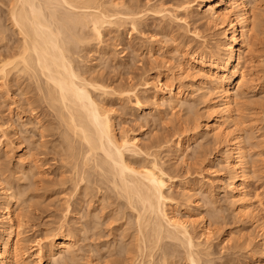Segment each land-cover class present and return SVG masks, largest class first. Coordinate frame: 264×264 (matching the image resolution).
Instances as JSON below:
<instances>
[{"label":"bare ground","instance_id":"obj_1","mask_svg":"<svg viewBox=\"0 0 264 264\" xmlns=\"http://www.w3.org/2000/svg\"><path fill=\"white\" fill-rule=\"evenodd\" d=\"M130 1L131 0H0L1 9L4 7L3 10H0V41L3 43L0 44L2 45L1 49L3 48L2 53H0V78H2V80L3 78L5 79L3 80L5 82L3 86L7 85L6 82L9 84H15L18 82L16 81L17 75H21L22 73L26 80L32 82L37 95H35L37 98L33 99L35 101H33V103L38 104V106L40 105V107L41 105L44 106L45 110H43V107L41 110L43 112L42 116H48L51 119L47 125H39L41 126V128H38L39 134L37 133L40 135L39 139H42L46 134V136L50 135L52 138H54L53 136H56V139L57 137L59 139L61 138V140L58 141V144L57 142L56 145L54 144L55 147L58 146V149L53 146V141L56 140L55 138L53 141L49 140L54 148L51 144L49 146V143L48 146L52 147V152L58 157L57 161L61 163L59 164L61 166H59V170L60 168H63L68 174V176L65 177L67 174L62 172L65 174L62 185H66V183L63 184L66 181H69V184H72V187H68L67 189L68 198L72 196V193L70 192L77 194L76 196L78 198L76 199L75 196V201L72 198L73 202L69 201L70 198L67 200L65 199V201H67L65 202V214L71 211L76 214L78 210L83 209H79L78 207L83 205L84 202L88 204L99 202L101 204L104 200L109 199V195H111L110 198L113 195L116 200L120 201L115 203L119 206L118 209L122 206L132 213L130 214L124 211H122V213L120 211L122 214V216H120L121 219L132 218L131 220L133 224L131 223V225L134 226V230H132L134 231V236L131 234L130 236L134 237L136 248L135 250L133 249L134 254L132 256L131 254L129 255V250L128 255L130 260H125L128 264L130 261L132 264H153L155 260L152 261V263L150 262V259H153V256L155 255L154 251L156 250L157 252L158 249H161L160 253L162 252L160 255L161 258L159 257L161 261L163 260L162 263L169 264L171 261L169 259H171L174 254L176 256V252L178 253L180 250L174 252V249L170 252L171 246H169V251H164L165 248L162 250V241L164 239L169 240V243H172V240L178 245L184 246L186 251H183L186 252L187 257H185L188 258L187 261L189 260L190 264H198L197 255L202 254L203 252H206V254L209 253L207 251H209V245L212 243L210 238L211 235H213V232L203 222H200V234L197 237L194 234L195 231L192 228L193 222L190 220V217L187 216L189 219L186 218L180 211L177 212V214L174 213L175 211L173 212L172 200L166 193V190L169 189L168 178L170 177H168L164 172V169L161 168L162 166L159 165V162L161 161L158 162L157 153L155 154L153 151L156 149V146H162L160 141H165V138H160L161 140L154 139L155 141L152 140V143L149 142V144L151 143L149 146H143L142 148L136 134L130 135L128 132V134L125 133V131L124 133L116 131L112 119L113 116H111L113 113L111 109H107V107L105 108L104 101H102L103 99L101 100V97L104 98V96L116 94L117 96H120L119 98H126L128 101L132 99L130 102H132V105H134V108L137 110L148 109L149 105L157 107L167 105L169 109L175 110L176 108H181L185 102L181 87L184 85L193 87L195 85L196 89H193L191 93L195 92L197 89H201L202 91L206 89V91L202 92L199 96L201 99L206 98V101L209 99L208 104H206L207 110L212 111L211 113L214 114L211 121L208 120L204 123V132L208 135L211 133L217 141H222L223 153L225 155L224 165L225 168L230 171V174H232L231 178L229 177L230 181L228 184L224 185L222 179L220 180V189L225 188L228 191L229 196L231 197L229 199L234 204H237V212L240 213L239 215L248 217L250 221L255 223L258 227L262 241H259L256 245L254 244V249L258 252L264 253V221L260 220V217H258L259 213H257V211L262 210L263 199L261 198L262 200H260L256 195L258 198L257 200L255 199L256 204L254 205L256 206L253 208V202L250 200L252 197H250L249 193L244 191L241 186L245 179V175L247 174V154L244 145L242 146L241 144V134H239L238 131V134L236 132L234 133L233 131L235 129H232V127L238 126H236L237 122L234 113L238 110V106H240L242 102L241 99L243 92H245L244 90L249 88L247 84L248 81H250L248 77L251 74L245 70L247 68L246 64H251V62L257 60L255 58L260 55H256L258 52L256 53L255 47L257 46H255L254 40L258 38V32L260 31L258 26L260 27L261 23L264 22H261V19L264 18H260L261 23L258 21V18L262 15H258L257 12L259 13L260 9L258 8L259 11H256L257 9L255 8H257L263 0H196L194 2L192 0H174L175 4L170 3L171 7H166V3H168L169 0ZM192 12H197V14L195 13L196 18L193 19V23H198L200 27L204 26L208 29L218 30L221 38H219V41L217 40V43L212 50V48L209 49L208 45L204 43L205 41H200L199 43L197 42L195 45L190 46L187 40H183L184 36L170 35L169 38L174 43L179 39L181 40V49L178 48L179 46L172 48L175 51H179L181 58L177 60L178 62L174 67V69L177 70V74L164 77L165 81H162L163 76H161L160 72V68L165 61L154 60L155 68L157 70H155L151 81H148L145 78H142V75H139V79H142L138 80L137 77L136 79L138 81L135 80L136 82H133L132 78H130L132 76H129V80H127L128 83L122 85V87L125 86L124 88L119 85H114L116 87L113 88L108 87L106 85L107 82L104 85L101 84L98 82L101 79L100 77L99 80L96 76L93 77L94 74H96H93L95 70L94 68L87 67L84 70L79 63H77V53L79 54V50H82L81 46H84L85 44L87 45L92 39L100 41L103 30L107 26L109 27L112 25L114 28H121V25L129 24L132 32L133 30L136 31V28L142 24L141 21H143L145 17H148V14L162 19L169 18V21L175 20L176 22L183 21L185 23L187 21L185 20L186 16ZM260 13H262V11ZM3 19L4 22L9 21L12 31L11 29H8L9 26L6 27L2 22ZM164 26L165 25L159 27L160 30L166 29ZM185 27L188 28L189 26ZM122 29H124V27ZM193 29H195V27H193ZM154 31L156 32V30ZM193 34L196 38L197 36L200 38L202 36L199 34L197 35L195 32ZM203 40H205V38ZM172 52L170 53L172 54ZM170 57L172 56L170 55ZM166 62H168V60H166ZM257 63L256 65H260V63ZM171 68H173V65H171ZM90 70L93 71V76ZM99 75L101 76V74ZM169 79L171 81H175L176 79L178 81L176 82L178 83V86H175L172 82H168ZM183 79H185L184 82H182ZM30 86L29 88H31ZM139 86L145 88L144 91L147 92L145 97L146 99H150L149 105L143 104L140 101L141 98L138 95ZM17 87H19V85H17ZM14 89L15 87L13 88V92ZM32 91L33 90H31V92ZM215 94L218 97L215 96V99H218V102L213 100ZM186 105L188 109H191L189 112L192 111V108H189L192 107L190 106L191 104L188 106V103L186 102ZM43 118L44 117H42V119ZM260 120L263 122H261L263 125L264 117L262 118L261 116ZM193 126L196 134L198 133L199 128L202 129V127H200L202 125H196L195 122ZM239 130L241 131V129ZM33 132L35 133V131ZM181 133L182 132L178 134L180 135ZM4 136L6 135L2 133L0 136L1 139ZM20 138L23 139L22 137ZM154 138H156V136ZM47 139L44 142H47ZM22 142H19L15 149V154L18 158L16 163L19 161L18 164L20 168L21 166L24 167V164L26 165L24 161L29 155L25 151L28 148L23 150L24 147L22 144L24 143ZM39 144L43 145V143L38 142L35 144V147ZM174 144L176 152L180 151L183 147L182 138H178ZM39 146L37 148L34 147L37 149V152L35 150L36 155L38 154ZM44 146L45 145H43V147ZM48 146L46 147L49 149V152H51V148ZM148 147L149 151L152 150L153 152H147ZM150 147H153V149ZM42 149L40 151L44 152L46 148L44 150ZM51 153L48 155L52 156L53 154ZM44 155L46 156L47 154ZM143 155L145 156L143 157ZM33 156L34 158H31L32 160L30 159V162L32 163V166L35 167L33 169L36 170V168L39 167L38 164L40 163L41 156L40 158L38 156L37 158L35 155ZM146 156L148 158L151 157V160L145 162ZM52 157L55 156L53 155ZM138 159H141L143 162L140 161V163H138L136 161ZM27 164L30 163L28 162ZM40 170H42L41 167ZM28 173L31 172L28 171ZM37 173L38 172H36V175ZM61 175L60 178L63 177H61ZM37 177H39V175ZM57 181V184H60L59 180ZM29 182L31 183L32 181ZM3 185L0 182V264H22L23 261H20L21 257L30 258L35 264H42V261L44 260H54L53 262H58L59 260L62 261V259L72 258L74 252L78 250V248H76L77 246L75 247V244L77 243V231L74 227L69 228L66 226L63 221L60 223L56 221L58 226L56 227L55 224V229L53 228L47 233V240L45 242L35 239L25 245V242L22 241L21 237V227L24 222L20 218L25 212L22 213V211H16L21 214L15 213L14 208L18 206L17 203V206L12 208L15 193L13 194V190L11 191V189L10 191L12 193L9 192ZM92 187H94L96 191ZM19 188L22 187L20 186ZM63 188L64 187H62V189ZM90 190H93L94 193L92 192L90 194ZM95 192L97 195L92 201L91 198L93 194H96ZM108 192L111 194L108 195ZM17 194L18 193H16V196ZM21 195V193L20 195L18 194L17 198ZM15 203L16 201L14 204ZM90 204L88 205L89 208L91 206ZM26 205H28L27 202ZM19 206H21V203ZM109 206H111L110 203ZM95 207L100 208L102 206L98 205ZM26 210L27 209L25 208L24 211ZM94 212H92L93 214L91 216L94 215L96 217L93 216V219H97V215H95ZM117 212H114L113 216L116 215L115 213ZM118 214L120 213L118 212L117 216H119ZM104 217L106 218V216ZM88 219L91 220L92 218ZM95 221L96 224L98 219ZM106 222L108 221L106 220ZM126 223H124V225ZM106 224L107 226H105L108 227V223ZM79 228L82 229L81 223ZM86 229L89 230V228ZM201 238L203 240H201ZM130 240L133 239H129V241ZM165 245L167 244L165 243ZM121 246H123V244H121ZM176 247L178 248V246ZM75 248L77 249L76 251ZM127 249L125 252L128 251ZM77 252L79 253V251ZM119 252H121V250ZM166 256H170L169 259L167 258L169 262L166 261L167 259L165 260ZM174 260H176V258ZM125 261L122 259V262ZM211 263L212 262L209 261V264Z\"/></svg>","mask_w":264,"mask_h":264},{"label":"rangeland","instance_id":"obj_2","mask_svg":"<svg viewBox=\"0 0 264 264\" xmlns=\"http://www.w3.org/2000/svg\"><path fill=\"white\" fill-rule=\"evenodd\" d=\"M131 1L135 2V0H131ZM138 1L141 2V0ZM192 1L194 2L196 0H192ZM174 2H175L174 0L172 1L169 0L168 3H166L167 4L166 7L168 6L171 7V4H175ZM3 8L4 7H2L1 9L0 6V10H3ZM258 8L260 9V11ZM255 9H257L256 11H259V13L257 12L258 15L259 14L260 16L262 15L261 17L258 16L259 17L258 21L260 22L262 20L261 22H263L264 19L260 20V18H264V0L261 1L259 6ZM261 11L262 13H260ZM195 13L197 14V12H192L191 14L186 16L185 20H187L186 22L188 24L186 22L184 23L183 21H177V22L175 20L169 21V18L162 19L159 17H155L151 14H148V17H145L144 20L141 21L142 24L138 26L139 28L137 27L136 31L133 30L132 32L130 30L129 24H127L128 26L126 24H123L124 26L121 25V28L118 27L119 29L115 27L118 31L114 28V26L111 25L108 27L106 25L107 26V27L105 26L106 28L103 27L104 30L102 33L101 40L95 41L94 39H92L90 42H88L87 45L85 44L84 46H81L82 50L80 49L79 50L80 52L78 51L79 52V54L77 53L78 59L75 57L78 61L77 60L76 61L84 70L87 67L94 68L95 69L94 72L90 70L91 74L92 72L93 74L96 73L94 74V76L92 74V76L93 77L96 76L98 80L101 78L99 81L98 80L97 81L103 85L106 84L107 82L106 85L112 88L116 87L117 85L122 87V85L127 84L128 83L127 80H129V76H132L130 78H132L133 82L137 79L140 80L142 78L151 81V78L155 70H157L155 68L154 60L157 61L160 60L163 62L165 61L163 66L160 68L161 76H163L162 81H165L164 77L177 74V70L174 69V67L178 62L177 60L181 58V56L179 55V51H175L172 49L175 46L176 47L179 46L178 48L181 49L182 48V46L180 47V45L182 44L181 40L179 39L176 41L178 43L176 42L174 43L172 40H170L169 38L170 35H177L180 37L184 36L183 40L185 41L187 40L190 46L195 45L197 42L199 43L200 41H205L204 43L208 45L209 49L212 48V50L214 48V45L217 43V40L219 41L220 40L219 38H221L220 32L218 30L208 29L205 28L204 26L200 27L198 23H197L198 25L193 23V19L196 18ZM160 21L165 23H162ZM2 22L6 25V27L9 26L8 29H11L9 21L4 22L3 19ZM263 24L264 22L261 23V25ZM163 25H165L164 27L166 29L160 30L159 27H162ZM261 25H260L261 28L258 26V28L260 29L257 36L259 39L258 38H257L258 40L256 39L258 42L254 40L255 46H257L255 47L256 53L258 52V54L256 55L257 56L259 54L260 55L259 57H256L255 59L257 60L251 62V64L250 63L246 64L247 68L245 70L247 72H250L251 74L248 77V79L250 80L248 81L247 84L249 88H246V90H244L245 92H243L241 99L242 102L240 106H238V110H236V112L234 113L235 120L238 123V124L236 123V126L237 125L238 126L237 127L234 126L232 127V129H235L233 131L234 133L235 132L237 133L238 131L239 134H241V144L242 146L244 145L247 154V162H248L246 164L247 174L245 175V179L242 182L241 186L243 190L248 192L250 197H252V199H250L253 202L252 205L256 204L255 199L257 200L258 197L260 198V200L263 199L262 210L257 211V213H259L258 217H260V220L264 221V124L262 125L263 122L260 120L261 116L262 118L264 117L263 114L264 113V28H263L264 25L263 26ZM185 26L187 27L189 26V27L186 28ZM123 27L124 29H122ZM193 27H195V29H193ZM154 30H156V32ZM192 32L193 33L195 32L197 33V35L199 34L200 36L202 35L201 38L199 36H197L196 38ZM203 37L205 38V40H203L204 39ZM255 41L257 42V44ZM0 44L3 43L0 41ZM1 46L2 45H0V53H2L3 51L2 50L3 48L1 49ZM170 52H172V54ZM170 55L172 57H170ZM166 60H168V62H166ZM257 62L260 63V65ZM256 63L258 65H256ZM171 65H173V68H171ZM99 74H101V76ZM139 75L140 76L142 75L141 76L142 78L139 79L140 77ZM0 79H1L0 80V105H1L0 106V110H1L0 136L2 135V133L6 135L2 137V139L0 137V178H1L0 182L2 183V185L4 184L3 186L6 189H8L9 192L13 190V194L15 193L14 194L15 199L13 201V204L15 201L16 203L14 205L12 204V208H14L15 206H17L18 203V206L16 207L17 209L14 208L15 213H20L16 211H22V213L25 212L29 214L28 215L24 213L25 215L23 214L24 216L21 215L20 217L24 222L21 227L22 229L20 228L22 231V236H21L22 241L25 242V245L29 244V242L35 239L45 242L47 240L46 238V236L48 235L47 233H49V231H51L53 228L55 229V224L56 227L58 226L57 222L60 223L61 221H63L66 224V226H68L69 228L74 227L76 229L77 243L75 244V247L77 246L76 248H78V250L75 248V251L77 250L79 251V253L76 251L77 253L74 252L72 258L62 259V261L59 260L58 262H53L54 260L52 261L44 260L42 261V264H74V263L75 264H121V263L128 264L126 261L130 260L129 255L131 254L132 256L134 254L133 251L136 248L135 246L136 241L134 240V237H132L134 236L133 235L134 231H132L134 230L133 228L134 226L131 225L132 218L121 219L120 216H122L121 214L122 211L130 213L129 210L123 208L122 206L120 207V209H118L119 206H117V204L115 203L116 202L118 203L120 201L116 200L113 195L111 199L110 198L111 195H109L111 193L108 192L109 199L104 200L102 202L103 205L102 203L100 204L99 202H95V204L92 202L91 204L89 203L91 205L89 208L88 206L89 204L84 202L83 203L84 206L80 205L78 207L79 209L83 208L82 209L83 211L78 210L79 214L78 212L74 214V212L72 211L65 214V208H66L65 202H67L65 201V199L67 200L70 198L69 201L73 202L72 201L73 199L75 201L78 198L76 196L77 194L70 192L71 191L70 188H69L70 190L69 192L72 193V196L69 195L70 197L68 198L67 189L68 187H72V184L71 183L69 184V181L68 182L66 181L63 183V184L66 183V185L64 186L62 185L63 178L68 176V174L65 172L63 168H60L59 170V166H60L59 164L61 163L57 161L58 157L52 152L53 150L52 147L54 146V144L56 145V142L58 144L59 143L58 141L61 140V138L59 139L57 137L58 139L57 140L56 136H53L57 140L56 141L54 140V138H52V136L51 137L50 135L46 136L47 134L44 132L46 134V135L44 134L45 135L43 137L44 139L43 138L39 139L40 135H38L39 134L38 128L39 127L41 128V126L39 125L41 124L42 126L43 124L47 125V123L51 119L48 116L47 117L42 116L43 112L41 110L44 108V106L41 105L40 107V105L38 106V104L33 103L34 101L33 99L34 98L36 99L37 95H36V91L34 90L32 82L26 80L25 76L22 73L21 75L20 74L17 75L16 81L18 82L17 83L13 82L16 85L12 83L9 84L8 82H6L7 87L5 85L3 86V84H5L3 80L5 79L4 78L3 80L2 78ZM184 80L185 79H183L182 82H184ZM168 82H172L173 84H175V86H178V83H176L178 81L176 79L175 81H171L169 79ZM17 85H19V87H17ZM28 85L31 88H29ZM14 87L15 89L13 92ZM144 89L145 88H143V86H139L138 95L140 96L141 98L140 101L143 104L149 105L150 99H146L145 95L147 94V92H145ZM193 89H196L195 85L193 87L192 86L189 87L188 85H184L181 87V91L183 92V98L185 97L184 99L185 102L183 103L181 108L179 107L176 108L175 110L169 109L167 105L165 106L163 105L159 107L149 105L148 109L137 110L134 108V105H132V102H130L132 101V99L131 100L129 99L130 101H128V99L126 98L125 99L119 98L120 96L119 95L117 96L116 94L104 96V98L101 97V100L103 99L102 101H104L105 108L107 107V109L108 108L111 109L113 113L111 114V116H113L112 119L114 121L115 124L114 126L116 131L119 133L120 132L124 133L125 131V133L128 132L130 135L136 134V136L139 139V144H141L140 146L142 148L143 146L144 147L149 146L153 142L152 140L154 139L161 140L165 138V141L163 140L160 141L162 143V146H160L161 145L160 143L159 145L160 147L156 146L155 147L156 149H154L153 151L155 152V154L157 153L158 159L157 158L156 159L158 160V162L161 161L159 162L160 163L159 165L162 166L161 168H163L164 172L168 175V177H170L168 178L169 189L166 190V193L169 196V198H171L172 200L173 212L175 211L174 213L177 214V212L180 211L182 214H184L186 218L189 219L190 217V220L193 222L192 228L195 231L194 234L197 237L200 234V228H199L200 227L199 225L201 224L200 222H203L213 232L212 233L213 235H211L212 239L210 238L212 243H210L209 251H207L209 253L206 254V252H203L204 254L203 253L198 254L197 263L209 264L210 261L212 262L211 264H264V253L258 252L254 249L255 245L258 244L259 241H262L258 227L255 225V223L251 222L248 217L239 215L240 213L237 212V204H234L229 199L231 197L229 196L228 191L224 188L227 192L226 193L223 188L220 189V184H219L220 180L222 179L223 184L226 185L229 183L232 174H230V171H228L224 165L225 155L223 153L222 141L221 142L217 141L213 137V135H211V133H209L208 135L204 132V123H206L208 120L211 121L212 117L214 116V114L211 113L212 111L207 110L206 104H208L209 99L208 101H206V98L201 99V97L199 96L202 92H205L206 89H204V91H202L201 89L200 90L197 89L195 92L191 93ZM31 90H33L35 93L33 91L31 92ZM27 91L30 93H28ZM141 96H143L145 99ZM215 96L216 94L214 95L213 100L215 102H218V99H215ZM186 102L188 103V106L189 104H191L190 106L192 107L189 108H192V111L189 112V110L191 109H188ZM43 110H45V108ZM42 117H44L43 118L44 120L42 119ZM257 117L260 119H258ZM194 122L196 125L198 124L202 125L200 126L202 127V129L199 128L197 134L195 133V129L193 128ZM239 129H241V131ZM33 131H35V133ZM180 132L182 133L179 135L178 133ZM155 136L156 138H154ZM20 137H22L24 141ZM26 137L28 139L29 138L31 139L28 140ZM178 138H182L183 147L180 151L176 152L174 143ZM46 139L47 142H44L46 141ZM49 140L55 141V143L53 141V146ZM25 141L26 144L27 143L29 144V146L28 144L27 145L25 144ZM19 142L24 143L22 144V146L24 147L23 150L28 148L25 151L27 152V154H29L26 157L27 159H25L24 161L26 165L24 164L23 165L24 167L21 166V168L18 164L19 161L16 163L18 158L15 154L16 153L15 149L16 146L19 144ZM38 142L43 143L46 149L41 144H39L40 146L37 145V147L39 146V150H38L39 155L38 154L36 155L37 149L35 148L37 147H35V144ZM149 142L151 143L149 144ZM48 143L49 146L51 144L52 147H49ZM46 146L51 148L50 151L52 153L49 152V149ZM150 148L153 149V147ZM41 149L42 150L45 149L44 152L40 151ZM151 151L152 150L149 151V147H148L147 152H151ZM40 152L47 155L51 153L55 157H52L53 155L45 156ZM33 155H35L36 157L38 156L39 158L41 156L40 159L41 164L40 163L38 164L39 167H37L36 170L33 169L35 167H33L32 163L30 162L32 160L31 158H34ZM144 156L145 155H143V157ZM145 159H146L145 162H147L148 160H151V157L148 158L146 156ZM136 161L138 163H140V161L143 162L141 159H138ZM28 162L30 164H27ZM40 167L42 170H40ZM28 171L31 173H28ZM36 172H38L37 175ZM62 172L63 173L65 172L67 175L63 174ZM23 174L25 177L23 176ZM38 175L39 177H37ZM60 175L61 177L62 176L63 177L60 178ZM57 180H59L61 186L60 184H57L58 182ZM29 181H32L33 183L32 182L30 183ZM10 182L13 183L11 184ZM20 186L22 188H19ZM62 187H64L65 189L64 188L62 189ZM92 188L94 189V187ZM94 190L96 191V189ZM90 191L91 194L93 190ZM19 192L22 194L21 195L22 197L20 196L17 198L18 194L20 195ZM16 193H18L17 196ZM96 195L97 193L95 195L93 194V196L91 195L92 201L96 198ZM256 195L258 197H256ZM27 198L29 200L31 199L32 201L31 200L29 201ZM26 202L28 205H26ZM20 203L21 206H19ZM109 203L111 206H109ZM94 205L95 206L101 205L102 207H100L101 208L100 209L98 207L96 208ZM104 206L107 208H105ZM255 206L256 205H254L253 208ZM25 208L29 212L27 210L24 211ZM116 210L121 215L118 214L119 216H117L118 212ZM92 212H94V214L97 215L98 221L96 224H95L96 222L95 220L97 219L96 218L93 219L94 215L91 216L93 214ZM114 212H117L115 213L116 215H114L115 218L113 216ZM106 213L108 216L106 215ZM101 214L103 215V217ZM104 216H106V218ZM99 217L102 218L100 219ZM88 218H92L93 221L92 219L90 220ZM112 219H114L115 221ZM106 220L108 222H106ZM125 220L128 221L131 220V221L128 222ZM105 222L108 223V227H106L107 224ZM80 223L82 225V229L79 228ZM124 223L128 225L126 224L124 225ZM86 228H89V230ZM128 228L131 230H129ZM130 234L132 236H130ZM129 239H133V240L129 241ZM201 240L203 239L201 238ZM163 241L167 245L169 244L168 248ZM163 241H162V250L165 248L164 251H169V246H171L170 252H172V250L174 249H175L174 252H176V250L177 251L180 250L178 253L176 252V256L175 254L173 255V257L175 256L174 258L171 257V259H169L170 256L165 257V260L167 258L171 260L169 264H190L189 260L187 261L188 258H186L187 257L186 252L183 251V250L186 251V249H184V246L182 245L180 246L176 242H173L172 240H171L172 243H169L170 241L167 239H164ZM120 243L123 244V246H121ZM176 246H178V248ZM79 248L82 249L80 250ZM125 248L126 249L128 248L127 252H125L126 251ZM120 250L121 252H119ZM160 251L161 249L160 250L158 249L157 252L156 250L154 251L155 255L153 253L154 255L153 259H150V262L154 260H155L154 263L152 262L153 264H161L163 262V260L162 261L160 260L161 258L160 255L162 253V252L160 253ZM175 258L176 260H174ZM122 259L126 261L122 262ZM168 259L166 261L169 262ZM20 261H23L22 264H35L32 262L30 258L27 257H21ZM130 263L131 261L129 262V264Z\"/></svg>","mask_w":264,"mask_h":264}]
</instances>
